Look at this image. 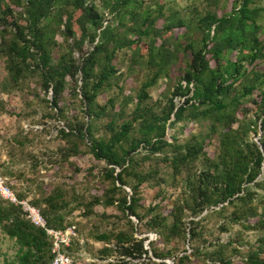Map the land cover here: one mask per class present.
I'll use <instances>...</instances> for the list:
<instances>
[{
	"label": "rangeland",
	"instance_id": "obj_1",
	"mask_svg": "<svg viewBox=\"0 0 264 264\" xmlns=\"http://www.w3.org/2000/svg\"><path fill=\"white\" fill-rule=\"evenodd\" d=\"M85 1L93 5L102 24L96 29L85 22L88 34H96V37L93 42L86 38L81 49L76 46L80 36L76 18L80 11L73 6L65 5L59 10V16L55 12L42 20V24L53 63L62 57H71L76 65H81L103 33L108 37L104 46L117 47L111 60L114 72L96 98L97 104L106 105V109L90 120L80 100L82 97L71 94L74 80L69 76H66V87L59 97L60 111L50 105L52 90L51 87L45 90L40 67L32 63L23 69L18 81L11 80L5 51L15 33L3 18L26 25V3L22 0V4L17 5L12 0H0V196L8 198L1 187L8 188L16 197L21 195L20 200L28 201L41 213L45 210L48 218L52 217L58 225L54 228L63 229L74 224L76 238L66 248L74 264H160L164 260L174 263L173 259L177 261L183 254L189 256L183 264H222L220 258L230 264H250L248 254L264 246L261 244L264 243V165L254 182L243 184L239 193L242 199L235 195L231 202L204 204L201 196L203 189L209 187L215 197L220 185V182L216 186L208 180L207 172L215 171L223 133L230 132L235 147L247 150L254 142L262 151L259 140L263 139L260 121L264 112L261 99V91H264V0L250 4L257 10L256 36L261 48L258 58L252 63L244 58L251 45L239 54L225 50L220 58L223 65L235 60L236 55L237 60L241 59L242 74L234 81L226 98L229 101L232 96H238L239 100L229 102L219 114L220 122L215 124L211 116L192 118L188 110L182 119L174 120L171 114L166 122L165 139L180 145L201 143L202 150L197 156L176 169L168 158L176 152L171 147L156 153L139 147L133 153L136 156L134 171L146 173L136 189L140 221L131 215L126 217L117 207V201L106 204L107 197L113 194L114 199H119L122 193H112L113 179L107 174L109 166L94 157L88 138H81L74 130L89 121L94 137L106 138L113 128L130 121V137L139 138L142 133L138 126L144 117L162 116L171 100L177 107L191 95V92L185 96L175 95V88L178 83L185 85L182 77L192 51L203 46L200 19L208 13L217 17L228 15L239 0H130L122 6L116 3L118 0ZM7 6L11 12L7 11ZM62 12L72 16L75 34L65 30V16L60 18ZM144 18L147 22L143 28L146 27L148 33L139 37L137 29ZM130 40L134 43L128 45ZM211 45L208 41L207 48ZM206 58L212 67L216 66L210 53L207 52ZM103 62L101 53L94 67L95 74ZM151 79L154 81L140 104L141 111H146L137 116L141 86ZM75 82L79 93L80 71L75 75ZM250 85L254 86L252 92L240 96ZM71 128L75 133H70ZM126 181L123 190L130 195V187L137 184V180L127 175ZM35 200L38 205L32 203ZM155 215L165 220L153 229L151 217ZM175 220L177 226L171 228ZM119 231L141 239L148 254L131 259L113 252L115 241L112 237ZM101 233L108 234L111 239L97 240L96 235ZM18 247L14 238L0 230V262L14 259ZM154 253L169 255V258L162 259Z\"/></svg>",
	"mask_w": 264,
	"mask_h": 264
},
{
	"label": "trees",
	"instance_id": "obj_2",
	"mask_svg": "<svg viewBox=\"0 0 264 264\" xmlns=\"http://www.w3.org/2000/svg\"><path fill=\"white\" fill-rule=\"evenodd\" d=\"M254 1L239 0V4L234 6L228 15L217 17L214 13H208L200 19L203 25V46L192 51V58L182 77L185 85L178 83L175 88V95L185 96L190 92L191 95L186 96L184 101L177 107L171 100L170 105L166 107V111L162 116L151 114L149 119L144 117L138 126V130L142 133L139 138L133 139L130 137L132 130L130 121L120 124L115 129L113 128L110 135L106 138L94 137L89 121L74 130L81 138H88L90 151L94 157L104 161L109 166L107 174L113 179L110 189L112 193L116 191H121L122 193L119 199H114L113 194L111 197H107L106 204H113L117 201V207L126 217L131 215L140 221L141 216L137 211L139 198L136 196V189L138 184L146 178V173H136L134 171L136 156L133 153L139 147L149 153L161 152L165 147H171L176 152L172 157L168 158L172 166L177 169L179 164L185 165L195 158L199 151L202 150V144L197 142L190 144L187 142L180 145L165 139L166 122L171 114H173L174 120H180L183 118L184 112L188 110L192 118L211 116L213 124H215V122H220L221 116L219 114L228 107L229 102L239 100L238 96H232L229 101L226 98L229 96L234 81L242 74L243 65L240 62L241 59L237 60L236 55L235 60H228L223 65L220 58L225 50L237 51V54H239L250 45L251 48L244 58L249 63L254 62L258 58L261 48L260 41L256 36L255 13L257 10L250 7V4ZM12 2L17 5L22 4V0H12ZM129 2L130 0H118L116 3L122 6ZM25 3L26 25L22 26L16 20L6 21L3 18L5 23L13 27L15 33L14 38L9 40L5 51L6 68L11 80L14 82L18 81L23 69L28 68L32 63L40 67L45 90L47 91L49 87L52 90L50 105L60 111L61 108L58 107L59 97L65 90L66 76H69L74 80V85L70 89L71 94L75 97L79 95L82 97L80 100L84 102V111L88 120L98 116L100 112L105 111L106 105H98L96 98L98 91L107 81L109 75L114 72L111 60L117 47L109 48L107 45L104 46V42L108 41V37L103 33L101 40L83 58L81 65H76L71 57H62L53 63L45 41L42 20L51 17L55 12L59 16V10L65 5H71L76 10H79L80 15L76 18V21L80 24V36L76 46L81 49L86 38L93 42L96 37V34H88L85 22L98 29L102 24L101 16L93 5L87 4L85 0H25ZM6 9L11 12L9 6ZM66 14L65 12L60 13V18L62 19L65 16L66 19L65 30L75 34L72 31V16H66ZM146 22L147 18H144L142 25L137 29L139 37L141 34L148 33L146 27L143 28ZM212 26L214 28L211 31ZM208 41L212 43L210 48H207ZM132 43H134V40L128 41V45ZM153 45L154 40L152 39L151 46ZM207 52L210 53L211 59L216 61L215 67H212L209 59L206 58ZM101 53H103L104 62L100 71L95 74L94 67ZM79 71L81 72V86L78 93L75 75ZM230 78L233 79L229 80ZM153 81L154 79L148 80L141 86L136 105L137 116L144 115L146 111H141L140 104L146 98V89ZM253 89V85L246 87L244 93L240 96L250 94ZM261 99L264 101V91H261ZM189 101L192 102L188 104ZM260 124L263 133V139L259 140L262 151L259 150L254 142L251 143L250 148L247 150L235 147L232 143L230 132L221 135V153L218 162L214 165L215 171L213 173L207 172L208 180L213 181L216 186L220 182V185L216 189L215 197H212L213 191L209 187H205L203 196H201L202 203L231 202V198L235 195L236 198L242 199L239 193L243 190V184L254 182L260 172V168L264 165V112ZM61 132L65 134L64 130H61ZM75 132L71 128L70 133ZM173 140L175 139L173 138ZM127 175H133L137 180V184L130 187V195L123 190V186L127 185ZM17 198L20 199L21 195L17 194ZM32 203L38 205L37 200ZM42 214L49 226L58 227L52 217L48 218L45 210H42ZM151 218L153 221L151 228L153 229L157 228L158 225H162L165 220L164 217L157 215ZM128 221L132 222L129 218ZM176 226L177 222L175 220L171 228ZM0 230L8 237L14 238L19 246L14 259H3L0 264H50L52 259L51 241L45 231L31 224L26 219L19 205L2 196H0ZM96 238L103 241L111 239L106 233L98 234ZM112 238L115 244L111 250L119 256L137 259L142 254H148V250L143 247V241L133 237L131 234L119 231ZM149 243L152 244L151 242ZM154 254L162 259L169 258V255ZM188 259L189 256L183 254L177 261L176 259L173 260L174 264H183ZM219 260L222 264H230L226 259L220 258ZM248 260L250 264H264V246L251 251L248 254ZM160 264H167V262L164 260Z\"/></svg>",
	"mask_w": 264,
	"mask_h": 264
},
{
	"label": "built area",
	"instance_id": "obj_3",
	"mask_svg": "<svg viewBox=\"0 0 264 264\" xmlns=\"http://www.w3.org/2000/svg\"><path fill=\"white\" fill-rule=\"evenodd\" d=\"M1 189L8 194V198L2 196L3 198L19 205L26 219L45 231L51 241L52 259L50 264H74L73 258L67 253L66 248L76 237V226L72 224L63 229L49 226L39 208L30 205L28 201L20 200L8 188L1 187Z\"/></svg>",
	"mask_w": 264,
	"mask_h": 264
},
{
	"label": "water",
	"instance_id": "obj_4",
	"mask_svg": "<svg viewBox=\"0 0 264 264\" xmlns=\"http://www.w3.org/2000/svg\"><path fill=\"white\" fill-rule=\"evenodd\" d=\"M168 264H174L172 260H166Z\"/></svg>",
	"mask_w": 264,
	"mask_h": 264
}]
</instances>
